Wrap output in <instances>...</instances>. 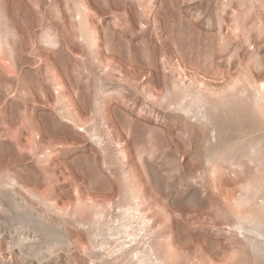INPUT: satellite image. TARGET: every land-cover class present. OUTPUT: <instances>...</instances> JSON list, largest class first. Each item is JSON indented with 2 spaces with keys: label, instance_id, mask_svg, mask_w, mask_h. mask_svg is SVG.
<instances>
[{
  "label": "rangeland",
  "instance_id": "rangeland-1",
  "mask_svg": "<svg viewBox=\"0 0 264 264\" xmlns=\"http://www.w3.org/2000/svg\"><path fill=\"white\" fill-rule=\"evenodd\" d=\"M0 264H264V0H0Z\"/></svg>",
  "mask_w": 264,
  "mask_h": 264
},
{
  "label": "bare ground",
  "instance_id": "bare-ground-1",
  "mask_svg": "<svg viewBox=\"0 0 264 264\" xmlns=\"http://www.w3.org/2000/svg\"><path fill=\"white\" fill-rule=\"evenodd\" d=\"M93 38H94V37H93ZM103 114H104V113H103ZM104 115H105V114H104ZM91 132H92V131H91ZM121 134H122V133H121ZM126 134H127V133H126ZM136 190H137V189H136ZM135 196H136V195H135ZM138 197H139V196H136V197L134 198V200L137 199ZM138 199H139V198H138ZM134 200H133V201H134ZM135 201H136V200H135ZM143 201H144V200H143ZM138 202H139V201H138ZM136 205H137V204H136ZM141 206H142V205H141ZM141 206H140V207H141ZM136 208H138V207H136ZM124 227H125L126 229H128L127 226H124ZM126 229H125V230H126ZM133 237H134V236H133Z\"/></svg>",
  "mask_w": 264,
  "mask_h": 264
}]
</instances>
